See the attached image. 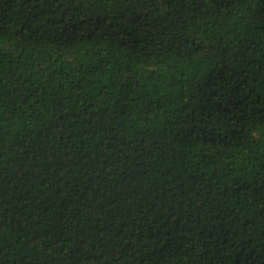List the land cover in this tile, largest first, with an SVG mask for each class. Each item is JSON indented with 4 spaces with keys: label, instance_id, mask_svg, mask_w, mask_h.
<instances>
[{
    "label": "trees",
    "instance_id": "16d2710c",
    "mask_svg": "<svg viewBox=\"0 0 264 264\" xmlns=\"http://www.w3.org/2000/svg\"><path fill=\"white\" fill-rule=\"evenodd\" d=\"M0 264H264V0H0Z\"/></svg>",
    "mask_w": 264,
    "mask_h": 264
}]
</instances>
